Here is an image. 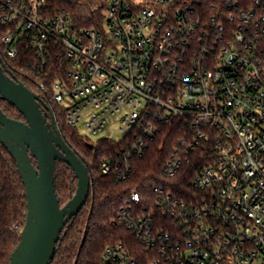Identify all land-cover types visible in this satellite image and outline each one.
<instances>
[{
    "label": "built area",
    "instance_id": "1",
    "mask_svg": "<svg viewBox=\"0 0 264 264\" xmlns=\"http://www.w3.org/2000/svg\"><path fill=\"white\" fill-rule=\"evenodd\" d=\"M84 4L80 24L51 0H0V41L6 56L33 54L32 91L69 126L110 138L115 118L124 145L103 173L126 179L131 154L170 134L172 183L149 204L131 192L112 221L129 235L101 260L264 264V0Z\"/></svg>",
    "mask_w": 264,
    "mask_h": 264
},
{
    "label": "trees",
    "instance_id": "2",
    "mask_svg": "<svg viewBox=\"0 0 264 264\" xmlns=\"http://www.w3.org/2000/svg\"><path fill=\"white\" fill-rule=\"evenodd\" d=\"M51 3L54 7H65L75 20L80 21V24L84 23L83 17L87 11L85 0H51ZM6 29L5 25L0 24V37ZM0 57L7 74L16 75L35 91L34 85L27 78L30 73L26 65L33 59L31 52L19 48L16 56H6L0 41ZM44 103L51 108L56 124L68 145L86 165L90 178L86 202L61 232L50 264H104L101 260L104 247L129 235L122 223L112 221L120 208L128 202L131 192L137 191L142 203L149 204L152 201L154 185H162L166 181L172 183V179L163 180L161 175L164 155L171 146L170 134L164 130L142 155L131 154L129 176L118 180L111 172H102L101 162L104 158L116 160L124 143L106 137L93 141L82 136L76 128L66 123L62 108L46 99ZM0 108L9 117L24 120L14 105L2 98ZM32 161L35 163L33 158ZM54 185L62 206L74 194L77 179L71 167L60 160H56ZM25 214L26 196L22 180L14 159L0 143V264H8L10 254L19 241Z\"/></svg>",
    "mask_w": 264,
    "mask_h": 264
},
{
    "label": "water",
    "instance_id": "3",
    "mask_svg": "<svg viewBox=\"0 0 264 264\" xmlns=\"http://www.w3.org/2000/svg\"><path fill=\"white\" fill-rule=\"evenodd\" d=\"M0 98L24 117L11 118L0 108V143L15 161L26 196L25 221L8 264H50L61 232L86 202L88 170L62 136L51 108L15 75L7 74L1 60ZM56 160L70 166L77 179L74 194L62 206L54 185ZM84 237L85 233L82 241Z\"/></svg>",
    "mask_w": 264,
    "mask_h": 264
},
{
    "label": "rangeland",
    "instance_id": "4",
    "mask_svg": "<svg viewBox=\"0 0 264 264\" xmlns=\"http://www.w3.org/2000/svg\"><path fill=\"white\" fill-rule=\"evenodd\" d=\"M77 130L80 135L89 137L93 141L100 137V136H90L83 126H78ZM106 130L110 131L111 139L118 140L122 137V133L118 131V124L115 118L108 120L106 125Z\"/></svg>",
    "mask_w": 264,
    "mask_h": 264
}]
</instances>
